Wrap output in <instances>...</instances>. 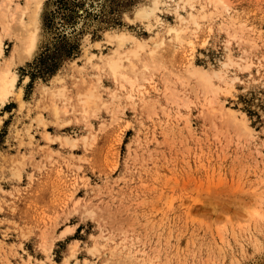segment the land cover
<instances>
[{
	"label": "rangeland",
	"instance_id": "rangeland-1",
	"mask_svg": "<svg viewBox=\"0 0 264 264\" xmlns=\"http://www.w3.org/2000/svg\"><path fill=\"white\" fill-rule=\"evenodd\" d=\"M26 1L11 3L0 69L24 38ZM153 1H43L37 48L11 64L17 93L0 107V264H264V0L204 2L195 36L180 0L142 17ZM186 26L194 45L174 50L167 28ZM119 32L147 40L154 65L129 99L95 68ZM91 85L100 108L86 118L77 101Z\"/></svg>",
	"mask_w": 264,
	"mask_h": 264
},
{
	"label": "bare ground",
	"instance_id": "bare-ground-1",
	"mask_svg": "<svg viewBox=\"0 0 264 264\" xmlns=\"http://www.w3.org/2000/svg\"><path fill=\"white\" fill-rule=\"evenodd\" d=\"M28 1V2H27ZM26 2L27 3H25L27 6H25V9H27V11H29L30 12V22L29 23H27V22H25L24 21V18H21V25L19 24V26L20 27H18V28H20V32L22 31V35L21 36H23L24 38L22 39V40H20L19 41V43L20 44H15V47H14V49H12L13 50V52L11 53L12 55V58H11V60H10V62H12L11 64H12V66H13V63L14 62H23V60L21 59V57H20V51H23L24 53L22 54V56H30L33 52H34V50L37 48V44H38V40H39V29H40V25H39V11H40V9H41V7H42V4H43V1L44 0H27ZM159 1L160 0H154L153 1V5L151 6V7H149V8H147V9H145V10H143L142 12H141V16L142 17H144V18H146V17H148L149 15H151V14H154L155 12H156V10H158V5H159ZM180 1H182L183 3H182V5H183V7H184V9L186 8V7H189V9H190V12H189V18H187V19H181L180 18V20H182V22L183 23H185L186 25H189V27H192V29H193V36H195L201 29H202V27H203V21L204 20H206L207 18H208V13L205 11V8H206V4H203L204 2H206L207 3V5H212V6H214L215 8H217L218 7V5H220V6H222V5H224V6H222V8L224 7V9H226L225 7H228L229 8V6H226V5H228V4H226L225 5V1L224 0H201L200 1V5H201V8H200V12H195V10L197 11V8H196V5L198 4L197 2L199 1V0H180ZM3 2V1H2ZM1 2V3H2ZM7 3H4L3 5H2V11H0L1 12V18H0V20L2 21L1 22V28H2V30L0 31V57L3 55V52H4V38H6L5 36H8V34H10L9 33V31L11 30V27H10V25H11V23L14 21V19H15V17H16V15H15V13H16V11H15V13H13L12 11H11V9H10V6H11V3L13 2V0H7L6 1ZM227 2V1H226ZM181 3V2H180ZM197 3V4H196ZM19 8H17V10H18ZM25 9L23 10L25 13L27 12V11H25ZM208 9V8H207ZM223 10V9H222ZM228 10V9H227ZM14 11V10H13ZM211 11V10H210ZM220 11V10H219ZM19 12V11H18ZM28 12V13H29ZM23 13V12H22ZM215 12H211V16H209V17H211V18H213L212 16L213 15H215V14H217V13H215ZM21 14V13H20ZM18 15V14H17ZM22 15V14H21ZM221 15V14H220ZM15 16V17H14ZM218 16V15H217ZM17 18V17H16ZM15 20H18V19H15ZM211 20V19H210ZM14 22H17V21H14ZM19 22V21H18ZM15 24V23H14ZM16 24H18V23H16ZM15 27V26H14ZM17 27V26H16ZM177 27V26H176ZM232 28V27H231ZM17 29V28H16ZM15 29V30H16ZM230 29V28H229ZM234 29V28H233ZM167 30H168V32L169 33H173V40H174V46H173V48H174V50H176V49H180L185 43H189L190 45H194V43H193V40H189V42H186L187 40V37H185L186 35H185V33H187V30H190V29H188V26H186V27H183V28H179V29H177V28H167ZM212 30V29H211ZM235 30V29H234ZM7 31H8V33H7ZM17 31V30H16ZM16 31H14V32H16ZM242 31V30H241ZM11 32V31H10ZM18 32H19V29H18ZM190 32V31H189ZM188 32V34H191V32L189 33ZM229 32V31H228ZM232 32H234V31H232ZM232 32H230L231 34H229V37L232 39V38H238V36H237V33H232ZM235 32H238V30H236ZM239 34V33H238ZM21 36H20V38H21ZM110 36V38H111V41L113 40H116L117 41V43H116V48L109 54V55H107V56H105V57H100L99 58V63H97L96 65H97V67H95V68H98V70L100 69L103 73H105V74H107V75H109L110 77H112L113 78V80L115 81V82H117L118 83V85H120V87L119 88H122L123 90H128V99L129 98H132V97H134L135 95L133 94L134 92H136V89L138 88V86H139V81L137 80L138 79V75L139 74H141V78L143 79V80H146V77H147V75H145V74H143V70L146 68H148V70H149V67H148V65H149V63L150 62H152L151 60L148 62L144 57H143V55L141 54V53H143V52H145L148 48H149V46H150V44H149V42L147 41V40H144V39H139V38H137V37H135V36H133V35H131V34H128V33H126V32H119V33H116V34H114V36L113 35H109ZM240 36V35H239ZM19 38V39H20ZM171 38V37H170ZM18 39V40H19ZM113 41H112V43H113ZM170 41H172V40H170ZM232 41V40H231ZM230 42V41H229ZM249 42V41H248ZM254 42V41H253ZM127 43H130L131 44V47L129 48V50H127L126 51V49H124L125 48V46H126V44ZM158 47L159 46H156V47H152L151 49H150V54H149V59H154V58H158V56H157V50L156 49H158ZM193 48V47H192ZM25 54V55H24ZM20 57V58H19ZM23 57V58H24ZM94 56H92V57H90V59L91 58H93ZM96 58V57H95ZM144 58V59H143ZM21 59V60H20ZM134 60H136V61H138L140 64H141V66H143V68H141L140 70H136V63H135V61ZM155 60V59H154ZM157 60V59H156ZM155 60V61H156ZM91 61V60H90ZM126 61L128 62V63H126ZM8 62V61H7ZM155 63H157V62H155ZM11 64L10 63H7L6 64V67L5 68H3V69H0V107L1 106H4L6 103H7V101L9 100V97L12 95V94H14V93H17V92H15V90H16V85H17V80H18V76L15 74V72H13L12 70H11ZM15 65V64H14ZM153 67H154V65H152ZM151 66V67H152ZM159 66H161V65H159ZM225 67L226 66H228V63L226 62V64L224 65ZM151 67H150V70H151ZM157 66H155V68H156ZM155 68H152V69H154L155 70ZM142 70V71H141ZM156 70H157V68H156ZM140 71V72H139ZM146 71V70H145ZM98 72V71H97ZM222 71L220 70V71H216L215 73H216V76H217V78H221L222 77V75H220V73H221ZM129 73H130V75L132 74V73H134L133 75L136 77V80H131V77H129ZM149 73H151L150 71H149ZM99 74V73H98ZM148 74V73H147ZM189 74V73H188ZM96 75V74H95ZM100 75V74H99ZM149 75V74H148ZM190 75L191 76H193V77H198L199 79H197V80H200L199 82H201V85L203 84L204 85V87H203V85H202V87H203V89H205V91L206 92H208L209 91V93L210 92H212L213 91V89H214V93L216 94L217 92H215L217 89H216V85L214 84V82H213V76H211L208 72H206V70H204V69H202V68H197L196 67V69L194 68V70L193 71H190ZM57 76V75H56ZM96 76H98V75H96ZM59 77V76H58ZM57 78V77H56ZM223 78V77H222ZM100 79V78H99ZM101 80V79H100ZM99 80V81H100ZM184 80V79H183ZM189 80V79H188ZM99 81H97V82H99ZM120 81V82H119ZM58 82H62V81H60V80H58ZM175 82V81H174ZM173 83V82H172ZM88 84V83H87ZM93 84V83H92ZM96 85H97V83H96ZM143 85V84H142ZM200 85V86H201ZM98 86H96V87H94V89H93V86L91 85L90 87L88 86V87H86L85 88V90H83L81 93H80V99H79V97H78V99H79V102L77 101V105H78V108L80 109V112L83 114V117H86V118H89L90 117V114L92 113L93 115H94V113L95 112H97V111H99L98 109L100 108V107H98V98H99V96H100V94H99V96H98V93L96 94V92L95 91H97V88ZM168 88H170V87H168ZM218 88V87H217ZM171 89V88H170ZM65 88L64 89H62V88H60L59 90H58V95L60 96V98L62 97H65L66 96V93H65ZM138 90V89H137ZM169 89H167V91H168ZM172 90V89H171ZM120 91V90H119ZM170 91V90H169ZM176 91V90H175ZM175 91L173 90V92L172 91H170V96L172 97L173 95H174V93H175ZM21 92V91H20ZM98 92V91H97ZM139 92V91H138ZM137 92V93H138ZM148 92V91H147ZM212 92V94H214ZM101 93V92H100ZM172 93H173V95H172ZM102 94V93H101ZM116 93H114V95H115ZM140 94H142V93H140ZM176 94V93H175ZM17 95V94H16ZM54 95H56V94H54ZM138 95V94H137ZM136 95V96H137ZM216 96H217V94H216ZM22 97V96H21ZM20 97V98H21ZM114 97V96H113ZM115 97H116V95H115ZM114 97V98H115ZM138 97V96H137ZM171 97H168V99L167 100H171V102H172V99H169V98H171ZM175 97H178V99H179V93H178V91H177V95L175 96ZM175 97L173 98L174 99V101H175ZM212 97H214V96H212ZM55 99H56V97H54ZM72 98V97H71ZM102 98V97H101ZM144 98V97H143ZM182 98V97H181ZM54 99V100H55ZM100 99V98H99ZM178 99L176 98V101H178ZM184 99V98H183ZM215 99V98H214ZM214 99L213 98H210L209 99V104H215V101H214ZM51 100V99H50ZM65 100V99H64ZM208 100V99H207ZM20 101H21V99H20ZM100 101V100H99ZM175 101V102H176ZM181 101H183V100H181ZM188 101V100H187ZM100 103V102H99ZM222 103V102H221ZM53 105H55V104H52V106ZM185 105H187V104H185ZM179 107V106H178ZM184 107V106H183ZM74 108V107H73ZM76 109H78L77 108V106L75 107ZM74 108V109H75ZM228 108V107H227ZM59 109V108H58ZM58 109L57 108H55V110H54V112H55V115L57 116V118H58V116H59V114H60V112L58 111ZM223 109V108H222ZM79 111V110H78ZM223 111V110H222ZM226 111V110H225ZM225 111H223V112H225ZM228 111H229V113L231 114V115H234V113L235 112H233V111H235V110H232L231 108H229L228 109ZM227 112V111H226ZM68 113V112H67ZM78 113V112H77ZM62 114V113H61ZM92 114H91V116H92ZM96 114V113H95ZM41 115V114H40ZM236 115V114H235ZM234 115V116H235ZM89 116V117H88ZM39 117V116H38ZM93 117H95V116H93ZM85 118V119H86ZM46 119V118H45ZM57 120H59V119H57ZM56 120V121H57ZM39 121H40V119H39ZM45 121V120H44ZM244 121V120H243ZM242 121V124L244 123ZM246 121V120H245ZM54 122V121H53ZM41 124H42V122H40ZM69 124V123H68ZM44 125H45V123H44ZM46 127V126H45ZM247 129V128H246ZM248 130H250V128H248ZM250 132V131H249ZM74 141V140H73ZM71 141V140H67V143L66 144H68V143H72V146H75L76 144L74 143V142H77V141ZM85 141H87V138H85ZM69 145V144H68ZM76 148V147H75ZM257 213V212H256ZM259 215V214H258ZM261 215H259V217H260ZM72 229V228H71ZM70 232V227H69V229H67L66 231H65V233H69ZM71 232H72V230H71ZM70 234V233H69ZM94 247V246H93ZM75 249V248H74ZM94 249V248H93ZM92 249V250H93ZM95 250H96V248H95ZM66 263V262H65ZM88 263V262H87ZM86 262H85V264H87Z\"/></svg>",
	"mask_w": 264,
	"mask_h": 264
}]
</instances>
